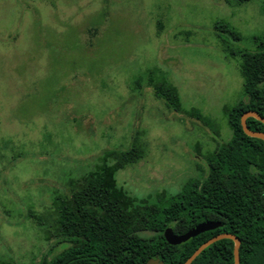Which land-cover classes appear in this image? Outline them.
<instances>
[{"label": "rangeland", "instance_id": "rangeland-1", "mask_svg": "<svg viewBox=\"0 0 264 264\" xmlns=\"http://www.w3.org/2000/svg\"><path fill=\"white\" fill-rule=\"evenodd\" d=\"M263 5L0 0V261L35 264L61 249L37 216L102 150L137 138L141 156L114 174L134 198L195 176L199 155L230 136L239 54L264 42ZM216 21L239 38L217 35ZM161 81L176 89L181 112L154 97Z\"/></svg>", "mask_w": 264, "mask_h": 264}, {"label": "trees", "instance_id": "trees-1", "mask_svg": "<svg viewBox=\"0 0 264 264\" xmlns=\"http://www.w3.org/2000/svg\"><path fill=\"white\" fill-rule=\"evenodd\" d=\"M213 27L219 36L223 32L239 38L223 21ZM238 68L242 98L226 111L230 136L199 155L202 163H195V176L172 193L134 198L116 186L114 174L141 156L137 138L124 150H102L99 163L69 181L67 191L54 195L47 212L37 216L44 239L53 237L54 245L63 246L35 264H144L148 258L181 264L200 243L221 232L238 238L239 264H264V140L246 135L239 123L247 110L264 118V42H257L255 50L240 52ZM165 84L161 81L153 87L154 97L181 112L176 89ZM245 124L264 132V123L254 117H247ZM207 220L217 226L182 243L170 245L162 236L166 225L180 234ZM231 250L232 240L221 238L189 264H232Z\"/></svg>", "mask_w": 264, "mask_h": 264}, {"label": "water", "instance_id": "water-1", "mask_svg": "<svg viewBox=\"0 0 264 264\" xmlns=\"http://www.w3.org/2000/svg\"><path fill=\"white\" fill-rule=\"evenodd\" d=\"M247 117H254L255 119L261 121L262 123H264V118L261 117L257 112L253 110H247L243 112L239 118L241 129L246 135L251 136V137H257V138L264 140V132L253 131L247 128L245 124V119ZM216 226H217V223L215 221H210V220L201 221L189 227L185 232L180 233V234H175L172 231V226L166 225L162 231V236L168 244L176 245V244L186 241L187 239L197 235L198 233L212 230ZM221 238H229L232 240V250H231L232 264H239V258H238L239 240L235 235L231 233H227V232L217 233L207 238L206 240H204L191 252V254L181 264H189L203 248H205L210 243L218 239H221ZM144 264H163V262L159 258H148Z\"/></svg>", "mask_w": 264, "mask_h": 264}, {"label": "flooded vegetation", "instance_id": "flooded-vegetation-1", "mask_svg": "<svg viewBox=\"0 0 264 264\" xmlns=\"http://www.w3.org/2000/svg\"><path fill=\"white\" fill-rule=\"evenodd\" d=\"M210 221H212V220H210ZM214 229V228H213Z\"/></svg>", "mask_w": 264, "mask_h": 264}]
</instances>
